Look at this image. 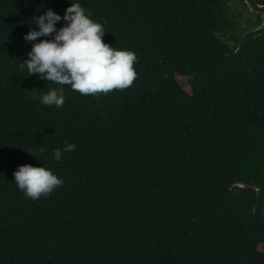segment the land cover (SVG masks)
Wrapping results in <instances>:
<instances>
[{
  "label": "trees",
  "instance_id": "obj_1",
  "mask_svg": "<svg viewBox=\"0 0 264 264\" xmlns=\"http://www.w3.org/2000/svg\"><path fill=\"white\" fill-rule=\"evenodd\" d=\"M229 1L71 0L136 54L137 78L106 95L64 85L56 108L32 97L60 86L20 62L33 17L70 0H0V264H264L263 21L239 32ZM26 164L63 185L26 197Z\"/></svg>",
  "mask_w": 264,
  "mask_h": 264
},
{
  "label": "clouds",
  "instance_id": "obj_2",
  "mask_svg": "<svg viewBox=\"0 0 264 264\" xmlns=\"http://www.w3.org/2000/svg\"><path fill=\"white\" fill-rule=\"evenodd\" d=\"M61 20L65 25L58 30L56 25ZM29 25L34 27L24 40L34 43L27 54L29 58L20 62V67L27 68L29 76L35 74L39 80L60 86L38 97L33 96V101L63 108L66 100L64 85H69L72 91L81 95L95 96L106 95L113 90L123 91L136 80V54L105 43L103 37L107 32L103 25L94 21L91 12L80 3L73 4L70 0V7L63 17L49 8L43 15L34 16ZM41 37L52 39L36 42ZM75 150V144L65 142L62 149H54L53 158L61 162L64 153ZM40 153L43 156V148ZM13 175L17 188L32 200L51 194L64 183L44 164L40 167L31 164L19 166Z\"/></svg>",
  "mask_w": 264,
  "mask_h": 264
},
{
  "label": "rangeland",
  "instance_id": "obj_3",
  "mask_svg": "<svg viewBox=\"0 0 264 264\" xmlns=\"http://www.w3.org/2000/svg\"><path fill=\"white\" fill-rule=\"evenodd\" d=\"M229 6L231 7L232 15L239 22V32L248 31L253 27L257 20V16L254 14L256 12L261 14L262 21H264V10H251V8L245 6L242 0H230Z\"/></svg>",
  "mask_w": 264,
  "mask_h": 264
},
{
  "label": "water",
  "instance_id": "obj_4",
  "mask_svg": "<svg viewBox=\"0 0 264 264\" xmlns=\"http://www.w3.org/2000/svg\"><path fill=\"white\" fill-rule=\"evenodd\" d=\"M251 10H255L256 8L254 6H250ZM260 9L264 10V7L263 6H260ZM259 11V9H256ZM264 28V25H261L257 28V30H260V29H263ZM238 186H241V187H246L247 185L244 184V183H238L237 184Z\"/></svg>",
  "mask_w": 264,
  "mask_h": 264
},
{
  "label": "flooded vegetation",
  "instance_id": "obj_5",
  "mask_svg": "<svg viewBox=\"0 0 264 264\" xmlns=\"http://www.w3.org/2000/svg\"><path fill=\"white\" fill-rule=\"evenodd\" d=\"M261 10H262V9H261ZM263 23H264V21L262 22V24H261V25H263ZM261 25H260V26H261ZM263 29H264V28H263Z\"/></svg>",
  "mask_w": 264,
  "mask_h": 264
}]
</instances>
